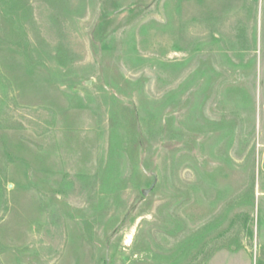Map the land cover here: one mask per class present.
<instances>
[{"label":"rangeland","instance_id":"374dc122","mask_svg":"<svg viewBox=\"0 0 264 264\" xmlns=\"http://www.w3.org/2000/svg\"><path fill=\"white\" fill-rule=\"evenodd\" d=\"M264 264V0H0V264Z\"/></svg>","mask_w":264,"mask_h":264},{"label":"crops","instance_id":"0c3cea01","mask_svg":"<svg viewBox=\"0 0 264 264\" xmlns=\"http://www.w3.org/2000/svg\"><path fill=\"white\" fill-rule=\"evenodd\" d=\"M216 264H254L252 258L247 253L224 252L215 257Z\"/></svg>","mask_w":264,"mask_h":264}]
</instances>
